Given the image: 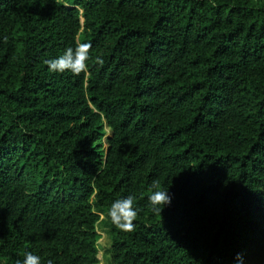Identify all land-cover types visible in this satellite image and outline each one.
I'll use <instances>...</instances> for the list:
<instances>
[{"label": "trees", "instance_id": "trees-1", "mask_svg": "<svg viewBox=\"0 0 264 264\" xmlns=\"http://www.w3.org/2000/svg\"><path fill=\"white\" fill-rule=\"evenodd\" d=\"M128 195L110 264H264V0H0V264H100Z\"/></svg>", "mask_w": 264, "mask_h": 264}, {"label": "clouds", "instance_id": "clouds-1", "mask_svg": "<svg viewBox=\"0 0 264 264\" xmlns=\"http://www.w3.org/2000/svg\"><path fill=\"white\" fill-rule=\"evenodd\" d=\"M91 45L88 43H78L75 48L68 47L62 55L46 61L49 71L53 73L71 72L78 75L86 71L87 61L90 58L89 49ZM154 191L148 197L154 211H162L171 203L172 197L168 191L160 190L153 185ZM138 215V208L135 204L134 197L128 195L112 202L108 211L111 222L121 231L130 232L134 229V221ZM237 264H243V257L237 254ZM16 264H42L41 257L31 251H26ZM47 264H53L52 260H48Z\"/></svg>", "mask_w": 264, "mask_h": 264}, {"label": "rangeland", "instance_id": "rangeland-1", "mask_svg": "<svg viewBox=\"0 0 264 264\" xmlns=\"http://www.w3.org/2000/svg\"><path fill=\"white\" fill-rule=\"evenodd\" d=\"M109 217L106 214H101V221L98 224L99 233V256L101 259L100 264H110L111 263V252L110 248L112 245V236L108 227Z\"/></svg>", "mask_w": 264, "mask_h": 264}]
</instances>
